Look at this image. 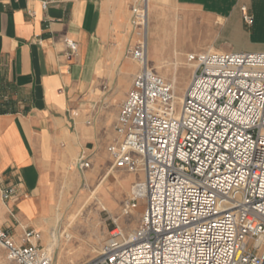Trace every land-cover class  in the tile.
Here are the masks:
<instances>
[{"label": "built area", "instance_id": "built-area-1", "mask_svg": "<svg viewBox=\"0 0 264 264\" xmlns=\"http://www.w3.org/2000/svg\"><path fill=\"white\" fill-rule=\"evenodd\" d=\"M147 2L132 13L143 36L127 54L138 69L106 148L114 168L140 175L122 212L144 207L136 229L114 226L84 264H264V52L188 53L192 73L178 102L148 66ZM65 45L68 57L76 53L75 41ZM73 166L90 162L80 157ZM14 194L6 187L1 199ZM41 242L38 230L24 226L15 239L0 224L10 263L52 264Z\"/></svg>", "mask_w": 264, "mask_h": 264}, {"label": "crops", "instance_id": "crops-1", "mask_svg": "<svg viewBox=\"0 0 264 264\" xmlns=\"http://www.w3.org/2000/svg\"><path fill=\"white\" fill-rule=\"evenodd\" d=\"M139 7L141 0H0V224L15 239L24 226L50 228V198L63 202L50 189L72 161L116 169L106 148L138 69L127 50L143 36L132 22ZM144 34L153 70L188 52H264V0H148ZM66 40L77 44L69 57ZM123 171L124 184L140 177ZM9 186L16 193L3 201Z\"/></svg>", "mask_w": 264, "mask_h": 264}, {"label": "rangeland", "instance_id": "rangeland-1", "mask_svg": "<svg viewBox=\"0 0 264 264\" xmlns=\"http://www.w3.org/2000/svg\"><path fill=\"white\" fill-rule=\"evenodd\" d=\"M188 53L185 54L184 59L180 60V62L166 63L164 68L160 69L163 71L162 76L168 82H172L174 75H177L176 97L182 95L185 84L191 76L192 69L188 68L187 64L189 62L186 59ZM148 66L151 68L150 62H148ZM73 162L68 166L69 169H67L68 167L65 168L66 170L64 169L62 173L64 178L62 183L58 185L57 191L53 188L50 189L52 195L54 192L61 194L63 202L58 199L59 201L55 203L54 199L50 198L49 211L52 213V217L49 220L50 228L45 232L40 231L42 235L41 245H44L45 248V240L49 241L51 239L53 231L58 236L56 245L50 251L52 264H84L90 261L98 255L102 245L108 238L109 231L114 226L120 227L124 233H129L136 229L144 207L143 203H140L137 208L129 213L124 214L122 212L123 203L129 195L131 185L123 182L121 186H117L114 176H127L128 173L125 171L110 169L109 161L100 166L92 165L88 169H75V171L73 169L75 167L73 166L72 168ZM106 171L110 172L107 179L109 191L104 193L99 188L90 201L81 208L79 217L68 227L69 217L77 209V203L85 201L96 184L102 181L103 174ZM85 177L86 179L84 180ZM110 200L115 201V206L111 205ZM101 202L105 206L102 207ZM11 213L14 212L11 211ZM54 214L59 215L58 219L55 220ZM29 216L32 217L33 215L29 214ZM59 234H62V236L60 237ZM0 260L4 264H13L5 259L4 251L1 248Z\"/></svg>", "mask_w": 264, "mask_h": 264}, {"label": "bare ground", "instance_id": "bare-ground-1", "mask_svg": "<svg viewBox=\"0 0 264 264\" xmlns=\"http://www.w3.org/2000/svg\"><path fill=\"white\" fill-rule=\"evenodd\" d=\"M187 66H188V68H191L192 69L193 64L192 63H188ZM155 71L158 72L159 74H162L163 73V71H161L160 68H157ZM191 73H192V70H191ZM188 82H186L185 87L187 86ZM170 83L172 84V86H173L174 89L177 88V85H176L177 84V75L176 74L174 75V77L172 79V82H170ZM185 87H184V89H185ZM184 89H183V91H184ZM181 98H182V95H180V96L177 97L178 102L181 101ZM67 169H69V167ZM109 175H110V172H107L106 171L103 174L102 181H101L102 183L100 182L102 185L100 183L99 184H96V186L91 190L90 195L85 199V201L84 202H78L77 203L78 204L77 209L69 217V220H68V222H69L68 224L69 225H68V227L71 226L75 222V220L79 217V214L81 212V208L83 206H85L90 201L91 197L95 194V192L99 188H101V191H103L104 193H107V191H109L108 190V183H107V179H108ZM114 178H115V181H116V185L117 186H121L122 183L125 182L130 177L129 176L119 177L118 175H115ZM85 179H86V177L84 178V180ZM110 202H111V205L112 206H115V201L110 200ZM101 206L102 207L105 206L103 202H101ZM34 208L35 207L33 205H28V206H25L24 207V209L28 212V214H31V215H34ZM54 215H55V220L58 219L59 215L58 214H54ZM66 230H67V228H66ZM64 233H65V231H64ZM67 234H66V236H68ZM59 235H60V237L62 236V234H59ZM57 241H58V236H56L55 235V232L53 231L51 233V239L49 241H46L45 240L46 249L49 250V251H51L53 249V247L56 245ZM0 264H4V263H2L1 260H0Z\"/></svg>", "mask_w": 264, "mask_h": 264}]
</instances>
